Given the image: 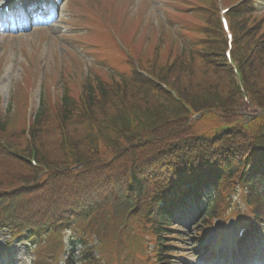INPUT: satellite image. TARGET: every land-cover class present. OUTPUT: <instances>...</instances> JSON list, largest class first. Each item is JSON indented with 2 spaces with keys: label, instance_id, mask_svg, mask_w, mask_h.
<instances>
[{
  "label": "trees",
  "instance_id": "trees-1",
  "mask_svg": "<svg viewBox=\"0 0 264 264\" xmlns=\"http://www.w3.org/2000/svg\"><path fill=\"white\" fill-rule=\"evenodd\" d=\"M237 18V14L232 17V26L239 31L235 37L233 57L242 72L253 105L264 111V17L252 18V23H244ZM208 29L209 62L201 63L186 55L182 63L176 61L172 66L173 69L180 67L185 70H170L163 77H158V82L168 83L192 108L221 109L223 122L231 128L220 131L212 140L203 138L201 142H192L182 152L181 146L190 136L185 132L186 110L164 93L159 84L143 81L142 87H138V91H142L132 96L136 91L125 89L123 79L114 82L107 80L98 83L100 92H89L87 99H72L66 94L65 103L74 108L69 111L70 116L66 113L67 121L77 118L85 126L71 129L74 122L65 124L64 132L60 135L63 146L58 149V153L63 152L50 161V173L45 175L36 191V197L44 198L46 203L37 200L25 207L29 208L25 216L32 221L38 219L37 225L41 226L32 228L40 232L51 230L50 226H57L70 216L62 205L72 207L76 197L85 193L87 172L95 164L92 152L99 162L100 153H107L114 160L122 162L119 169L109 170L110 164L106 169L110 174H126L132 202L139 208L145 207L146 212L154 213L160 223H165L164 217H168L167 210L174 202L171 195L177 194L185 178L187 182L206 180L208 182L205 184H211L218 190V181L222 179L224 171L229 169L234 174L232 164L237 155V163L242 164L239 168L243 173L240 182L247 184L251 190L249 208L264 199V114L245 123L244 115L238 112L241 93L225 57L227 39L220 26L210 24ZM110 40L112 45H108V58L116 62L120 55L114 50V39ZM108 97L114 98V101L107 104L101 116L96 108ZM129 97L130 100L127 99ZM60 137L55 133L50 140ZM73 138L78 142L79 151L70 147ZM191 152L196 154L197 159L194 153L187 154ZM77 163H83L84 168L76 173L71 172L69 165ZM154 165L161 167L162 171H153ZM203 167L217 168L220 172L215 179ZM152 179H157L160 185L153 192L149 189ZM204 185L200 184V187ZM257 187L263 188L258 190ZM230 189L217 195L224 198V193L228 194ZM161 203L164 205L161 206ZM43 205L46 209H42ZM19 207L20 203L16 200L10 198L3 201L1 196L0 223L19 225ZM260 207L264 212V204ZM255 210L259 213L258 207Z\"/></svg>",
  "mask_w": 264,
  "mask_h": 264
},
{
  "label": "rangeland",
  "instance_id": "rangeland-1",
  "mask_svg": "<svg viewBox=\"0 0 264 264\" xmlns=\"http://www.w3.org/2000/svg\"><path fill=\"white\" fill-rule=\"evenodd\" d=\"M133 2V7L131 10H136L140 7L141 2L149 4V11L147 12L148 20L154 19V24L159 27L160 18H163V13L157 7L160 6V0H129ZM74 8L70 7L69 1L66 0V4L61 12V17L55 23H50L48 27L41 26L35 28L32 31L20 32V35H15L12 32L0 33V96L2 98L3 106L8 105L11 101V94L15 89V86L20 82L25 75H27L24 63L28 61L27 55H33L37 57V60H34L37 64V72H33L32 75L36 76L39 79L40 69L42 73L48 72L51 74V71L54 67V63L58 61L62 64L63 59L65 58V53L71 47V50H76L74 48L75 33H77L80 28L78 25L80 21L77 18H83V14L79 13ZM172 18H176V15L172 12L170 13ZM151 16V17H150ZM158 21V23H157ZM172 26L173 30L176 29V25L169 24ZM83 29V28H81ZM150 33V32H149ZM19 34V33H16ZM72 34V37L70 36ZM156 33L154 30L151 32L150 36L154 38ZM82 40V37H80ZM124 42V41H123ZM81 51V50H76ZM32 56V57H33ZM3 64H6L3 66ZM60 68V66L58 67ZM59 76H57L58 78ZM40 85V83H39ZM203 88V87H201ZM33 103L39 101V91L32 93ZM217 121L211 116H206L198 124L200 132H209L214 127H216ZM240 202V200H238ZM205 206L203 207V209ZM187 213V214H185ZM199 217V211L195 207H192L190 203L187 205L185 212H179L176 217V222L183 224L185 229L184 234L188 237L193 236L195 221L199 222L202 217ZM237 224L232 218H225L224 220H218L215 222L214 227H212L205 239L206 242H212L214 246L218 245L219 247L227 246L229 243L230 247L227 249L225 247L224 252L231 253L238 252V240L236 239L237 233ZM264 229V227H262ZM67 234V237H74L73 234H78V230H70ZM9 236H4L0 234V264H35L36 256L35 250H32L27 243H23L20 240H14L11 246H7V240ZM236 239V241H235ZM258 250L261 251L264 248V242L258 240ZM261 242L263 244H261ZM234 243V246H233ZM190 244L191 254L185 259L186 264H201V259H199V249L193 246V242L188 241ZM65 254L60 262L63 264V260L67 258ZM261 260L259 264H264L263 253L260 254ZM6 257V260L3 258ZM208 255H204L202 258L207 259ZM78 251L75 258L76 263L80 264L77 259H79ZM225 256L222 258V262L225 261ZM249 259V258H248ZM243 260V259H242ZM218 258L214 262L209 264H218ZM233 260H231L232 264ZM203 263V262H202ZM56 264V263H52ZM207 264V263H204ZM234 264H241V261L238 260Z\"/></svg>",
  "mask_w": 264,
  "mask_h": 264
}]
</instances>
